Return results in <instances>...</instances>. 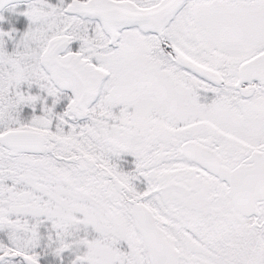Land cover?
Here are the masks:
<instances>
[{"label": "snow or ice", "instance_id": "obj_1", "mask_svg": "<svg viewBox=\"0 0 264 264\" xmlns=\"http://www.w3.org/2000/svg\"><path fill=\"white\" fill-rule=\"evenodd\" d=\"M0 264H264V0H0Z\"/></svg>", "mask_w": 264, "mask_h": 264}]
</instances>
